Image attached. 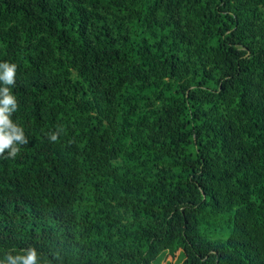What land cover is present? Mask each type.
<instances>
[{
  "label": "trees",
  "instance_id": "16d2710c",
  "mask_svg": "<svg viewBox=\"0 0 264 264\" xmlns=\"http://www.w3.org/2000/svg\"><path fill=\"white\" fill-rule=\"evenodd\" d=\"M5 60L0 255L264 264V0H0Z\"/></svg>",
  "mask_w": 264,
  "mask_h": 264
},
{
  "label": "clouds",
  "instance_id": "9594fccd",
  "mask_svg": "<svg viewBox=\"0 0 264 264\" xmlns=\"http://www.w3.org/2000/svg\"><path fill=\"white\" fill-rule=\"evenodd\" d=\"M18 65L10 61H0V155L15 158L23 145L29 141L24 128L13 120L18 110V99L13 87L16 83ZM58 132L48 135L51 142H56ZM43 255L35 246L21 250L15 247L0 255V264H42Z\"/></svg>",
  "mask_w": 264,
  "mask_h": 264
},
{
  "label": "rangeland",
  "instance_id": "374dc122",
  "mask_svg": "<svg viewBox=\"0 0 264 264\" xmlns=\"http://www.w3.org/2000/svg\"><path fill=\"white\" fill-rule=\"evenodd\" d=\"M180 262H181V259H178L177 261H173L165 257L158 264H179Z\"/></svg>",
  "mask_w": 264,
  "mask_h": 264
}]
</instances>
